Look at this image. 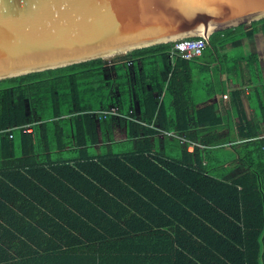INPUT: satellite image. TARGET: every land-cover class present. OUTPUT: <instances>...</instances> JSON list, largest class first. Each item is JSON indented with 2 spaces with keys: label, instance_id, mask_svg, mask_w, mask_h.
Wrapping results in <instances>:
<instances>
[{
  "label": "trees",
  "instance_id": "obj_1",
  "mask_svg": "<svg viewBox=\"0 0 264 264\" xmlns=\"http://www.w3.org/2000/svg\"><path fill=\"white\" fill-rule=\"evenodd\" d=\"M260 32H215L192 60L169 42L1 80L0 264H264ZM230 73L254 118L244 86L227 113L210 103ZM122 97L129 118L92 113ZM162 132L188 141L169 155Z\"/></svg>",
  "mask_w": 264,
  "mask_h": 264
},
{
  "label": "water",
  "instance_id": "obj_2",
  "mask_svg": "<svg viewBox=\"0 0 264 264\" xmlns=\"http://www.w3.org/2000/svg\"><path fill=\"white\" fill-rule=\"evenodd\" d=\"M264 18V0H0V81Z\"/></svg>",
  "mask_w": 264,
  "mask_h": 264
},
{
  "label": "built area",
  "instance_id": "obj_3",
  "mask_svg": "<svg viewBox=\"0 0 264 264\" xmlns=\"http://www.w3.org/2000/svg\"><path fill=\"white\" fill-rule=\"evenodd\" d=\"M174 42H175V46H174V49L171 51L170 56L173 58L176 55H179L186 60H192L193 58L202 55L205 47L208 44V39L205 37H186V38L178 39ZM108 58H105V59H108ZM129 64L131 65L132 61H129ZM120 95L122 96V94ZM223 96L224 98H227L228 94H224ZM121 107L122 109L119 106L112 105L109 107V109H101V110L94 111L92 113L97 115L98 118L100 117L106 118L108 115L109 116L116 115V116L129 118V112L126 109V103L123 97L121 98ZM34 124L35 123H30V124H26L22 126H15L14 132L12 131V134L10 137L14 138L15 136L14 133L18 131H22L23 133H34L35 131L34 126H33ZM9 130H11V128H9ZM160 135L162 138H165V137L168 138L167 140H169V136H170V137H178L181 139L182 142L188 141L185 137L176 136L175 134L169 133V132H162ZM189 142L190 144L188 145L187 149L192 152L194 151L196 143L192 141H189Z\"/></svg>",
  "mask_w": 264,
  "mask_h": 264
},
{
  "label": "crops",
  "instance_id": "obj_4",
  "mask_svg": "<svg viewBox=\"0 0 264 264\" xmlns=\"http://www.w3.org/2000/svg\"><path fill=\"white\" fill-rule=\"evenodd\" d=\"M260 34L262 35V33L260 32L255 36L254 45L257 49V52L259 53L260 65L262 66V69H263V79H264V61L262 60V55H260V52L262 51V47H261V44L259 41L260 40V38H259ZM262 39L264 42L263 35H262ZM246 49H247V51L249 50V45L246 47ZM220 79L225 82L226 87H227V92L216 94L210 100V103H216L217 104V110L219 113H221V114L227 113V110H229L230 97L228 96L227 98H224L223 95L224 94L229 95L231 90H233L235 88H239V87L242 88V86H244L242 98H243L245 110H246V113H247L249 118H254V116H255L254 110L249 106V103H248V93L250 91V87L243 85L244 83H247V82H245V79L239 78L234 73L223 74V75H221ZM200 92L202 93V91H200ZM198 94H199V92H198ZM203 98L204 97H202V99L199 100L200 101L199 103H201V105H203V103L205 102V100ZM224 124L226 125V124H228V122H224ZM123 132H124V130H123ZM229 133H230L229 129L225 128V129L217 132V136H218V138H222V140H224L229 135Z\"/></svg>",
  "mask_w": 264,
  "mask_h": 264
},
{
  "label": "rangeland",
  "instance_id": "obj_5",
  "mask_svg": "<svg viewBox=\"0 0 264 264\" xmlns=\"http://www.w3.org/2000/svg\"><path fill=\"white\" fill-rule=\"evenodd\" d=\"M260 38V44H261V47H262V51L260 52V55H262V60L264 61V42H263V39H262V35L260 34L259 36ZM108 59H111L110 57ZM115 77L117 79V82H118V92L119 94H121L122 92V80H121V71L119 69V66L118 65H115ZM201 92H199V94L197 95L199 97V100L202 99L201 97ZM138 109V108H137ZM113 137L117 140L119 139H123L124 138V132H123V129L122 128H118L116 127L115 130H114V135ZM168 138H163V142H164V147H165V151L167 152V150L169 151V155L173 153V146H171L170 142H171V137L169 136V140H167ZM116 140V141H117ZM169 148V149H168ZM117 149V148H116Z\"/></svg>",
  "mask_w": 264,
  "mask_h": 264
}]
</instances>
